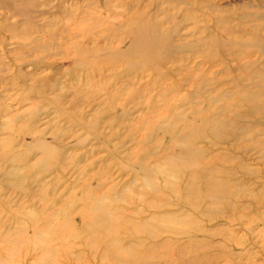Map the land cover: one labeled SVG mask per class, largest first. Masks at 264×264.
Segmentation results:
<instances>
[{
  "label": "rangeland",
  "instance_id": "obj_1",
  "mask_svg": "<svg viewBox=\"0 0 264 264\" xmlns=\"http://www.w3.org/2000/svg\"><path fill=\"white\" fill-rule=\"evenodd\" d=\"M0 264H264V0H0Z\"/></svg>",
  "mask_w": 264,
  "mask_h": 264
},
{
  "label": "bare ground",
  "instance_id": "obj_2",
  "mask_svg": "<svg viewBox=\"0 0 264 264\" xmlns=\"http://www.w3.org/2000/svg\"><path fill=\"white\" fill-rule=\"evenodd\" d=\"M174 1H181V0H174ZM181 9H183V8H181ZM183 10H185V8ZM144 14L145 13H134V14H132L127 19V21H128L127 25L126 24L124 25L123 31L121 32V34L117 38V41L121 39L120 41H118L120 45L125 44V42L129 41V44H128L129 47H127L126 49H123V50H120L118 48H116L117 50L110 49V50H107V52L116 53L117 55H121V56H125V57H132V58L136 57L137 60L141 61L140 63H146L145 62L146 60L145 61L142 60L143 56L139 55L140 53H142L143 55L149 54V55L154 56V54L158 53L159 49H163L165 54L174 49L170 45V41H171L170 36H167V38H165L164 40H160V39L156 38L153 30L148 28L149 22L147 20L141 19V17L144 16ZM182 47L184 48L185 46H182ZM139 57H141V58H139ZM132 64H134V63H132ZM101 228L105 229L103 227H101ZM74 234H79V232L76 231ZM108 234H109V232H107V234H105V235L103 234V236L108 239L109 238Z\"/></svg>",
  "mask_w": 264,
  "mask_h": 264
}]
</instances>
